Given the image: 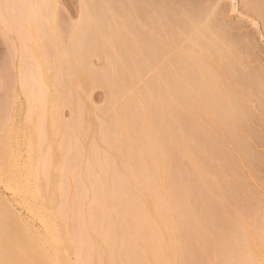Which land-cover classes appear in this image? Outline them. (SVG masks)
<instances>
[{
  "label": "bare ground",
  "instance_id": "bare-ground-1",
  "mask_svg": "<svg viewBox=\"0 0 264 264\" xmlns=\"http://www.w3.org/2000/svg\"><path fill=\"white\" fill-rule=\"evenodd\" d=\"M21 2L19 17L43 15H27L37 27L57 23L54 0ZM229 2L257 36L226 24L222 5L203 11L170 0L84 1L85 32L68 43L110 53L96 78L113 111L102 114L103 106L80 124L79 136L81 129L90 135L87 151L65 129L61 148L72 155L62 156L61 171L70 173L57 188L32 192L29 211L45 212L42 223L36 219L44 233H29L0 199V264H264V212L249 213L238 160L225 149L231 142L249 156L243 132L256 115L255 96L264 95L263 66L255 71L249 62L258 57L251 54L256 38L264 41V2ZM43 27L37 30L53 29ZM247 35L256 41L248 44ZM75 99L66 102L76 116Z\"/></svg>",
  "mask_w": 264,
  "mask_h": 264
},
{
  "label": "rangeland",
  "instance_id": "rangeland-1",
  "mask_svg": "<svg viewBox=\"0 0 264 264\" xmlns=\"http://www.w3.org/2000/svg\"><path fill=\"white\" fill-rule=\"evenodd\" d=\"M84 1L86 3V0H54L53 4L55 11L52 13L53 16L51 14L49 15L53 18V20H50L57 23H51L53 24L51 25L50 21L46 23L47 25H43L45 29L49 26L53 28L52 30L47 29L48 32L47 30L45 32L44 29L38 31L37 28H42L43 26L40 24L41 26L37 27L39 24H36V21H38L36 18H44L43 15L38 17L37 14H35L36 16H33V14H24L25 16L30 15L36 18L33 19L27 16L25 19L23 18L25 20V22H23L21 18L25 16L19 17L21 15L18 16V13H15L20 11L18 9V0H0V195L2 196L0 199L10 205L13 212L19 217L29 233H35L34 230L36 228L38 229L35 230L37 233H39L40 230L41 233H44V228L40 227L42 226V224H40V222L42 223V215L40 216V214L42 213L44 217L45 212L39 211V216L37 214L38 219L40 217V222L36 220L37 217L35 214L33 216L32 213H34L35 207L32 205L34 200L32 192L38 188H42L43 190L57 188V183L60 184L61 181L64 180V178L62 179V174L68 170L66 166L65 171L63 173L61 171L63 167L62 164L66 163H63L62 156L64 157L65 154V158H68L72 155L69 154V156L66 157L68 155V151L65 152L67 149L63 151L61 148V146L64 147L62 145L64 142L66 146L67 138L66 140L65 137L63 138L65 129L66 131L71 130L70 133H74L72 137H76L77 135L75 141H81L79 143L77 142V147H80V143H82L83 147L81 146L80 150L87 151L86 149H89L90 146V143L89 145L87 143V141L90 142V140H87L90 137L87 138V136L90 135H87L88 131H86L85 127L86 132H84L86 134L84 133L83 136L86 139L83 140L86 141H82L83 136L81 134L83 133V129H81L82 133L80 134L82 137L81 139L79 138L78 132L80 130V124H82L81 126L86 125L87 123L84 122V120L89 119V117H99L101 110L104 108L106 110L104 109L102 114L109 113L107 115H110L113 111V107L105 103V99H107L105 88L101 85L100 81H98V78H96L98 71L100 72L103 66L110 62V53L108 52V54H106L104 48L99 47H96L95 50H93V48V51L91 49L89 51L85 50L84 53V50H78V46L75 45L76 47L73 49V47H70L71 43H68V40L71 42L74 40V37L85 32V29L82 27L84 29L82 32L81 28V22H83L82 16L84 15L82 8H85ZM170 1L177 5L191 3V7L196 6L197 8L195 7V9H198L200 6L199 9L202 8L201 10H203V8L205 9L207 6L210 8L211 4L214 6L212 7L213 9L215 6L219 5L218 7H220L222 5L224 8H228V11L227 9L226 11L223 9V13H221V15L219 14L227 18L228 21L224 20L226 24L230 23L229 25L233 24V26L240 24L242 27L237 26L241 28L240 31L243 29L248 31L251 30L249 31L251 33L254 32V26H249V23L248 25L244 24V22L247 24L249 19L236 12H231V8H229L231 3L229 0H178L177 3L175 0ZM23 2L25 3V0H23ZM222 6L220 8H222ZM239 7L241 8V4ZM224 11L226 14L229 12L228 15H225ZM21 13L22 12L19 14ZM25 13H27V11ZM214 13L212 14L214 15ZM43 18H41V21ZM30 19H32V24L30 23ZM20 23L23 25L21 26ZM48 24L50 25L48 26ZM72 25H76L77 27H72ZM79 25L80 27L78 28ZM24 26L27 29H25ZM245 26L248 27L246 28ZM251 27L252 29H250ZM58 28L60 29L59 31L57 30ZM35 29L37 31H35ZM79 29L80 31H77ZM233 30L236 31L235 29ZM251 33L250 35L253 36V33ZM248 35L246 38V40H250V43L247 42L248 44H253V40L256 41V39L259 40L258 44L260 43L258 46L257 42L254 41V46L256 48L252 46V48L254 47L253 51L250 49L252 51L251 54H257L260 59L258 57H253L254 59L252 62L250 56L249 59L252 63H249L253 66H249L251 69L254 68L255 71H257V69L259 70V68L262 70L263 66L264 72V41L259 36L254 39L248 37ZM254 35L257 36V34ZM249 38L253 40L251 41ZM250 50H248V53H250ZM78 51H80V53ZM83 54L85 56L84 59H82ZM255 55L253 54V56ZM247 56L249 57V55ZM254 60H257V62ZM150 74L151 72L144 73V76L142 75V80L145 81L146 77ZM142 80H136L134 84L135 88L142 86ZM68 95L72 96L70 98L76 97L75 100L80 108V110L78 109V111H76V116L74 114L75 108L70 105L69 101H67L69 105L66 102V98L70 100ZM260 95L255 97H258V99L262 98V101L254 99L257 105L255 109L256 113L254 114L257 116L253 114L254 117L252 119L250 118L251 120L248 122L249 125L251 124V128L243 132L244 139L246 140L245 143L247 142V148L249 147L248 149L250 150V157L248 155L246 156L249 160L241 154L242 152L239 153L240 150L237 151L231 142H225V149L229 150L228 152L232 153L230 155L238 160V162H236V164L238 163V168L236 169L237 177L241 183H245L242 184L243 193H241V197L243 196L245 200L248 199L251 203L249 206L252 205L254 207L255 211L251 208L252 206H248V211L250 210L251 212L249 211V213H252V215L254 212L255 215L264 212V95H261L262 97ZM121 100L123 101V97L120 98V101ZM256 101H259L262 105L259 107V103ZM98 110L100 113H97ZM93 115L94 117H92ZM75 117L79 118L77 128L76 121L72 124ZM82 117L85 118L82 119ZM71 124L73 126L70 129L69 127ZM70 133L68 132L69 135ZM69 149H71L70 152L74 154V150L76 149ZM244 159H246V161ZM68 171L64 173V177L67 173H70ZM239 177L241 179H239ZM245 185L248 186V188L245 187ZM29 209H32L31 211L33 212L31 213Z\"/></svg>",
  "mask_w": 264,
  "mask_h": 264
}]
</instances>
